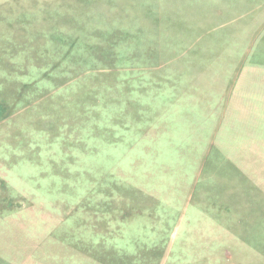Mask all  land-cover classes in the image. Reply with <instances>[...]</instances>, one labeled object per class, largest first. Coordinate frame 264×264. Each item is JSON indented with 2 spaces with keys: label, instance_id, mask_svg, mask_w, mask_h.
Returning <instances> with one entry per match:
<instances>
[{
  "label": "rangeland",
  "instance_id": "1",
  "mask_svg": "<svg viewBox=\"0 0 264 264\" xmlns=\"http://www.w3.org/2000/svg\"><path fill=\"white\" fill-rule=\"evenodd\" d=\"M0 264H264V0H0Z\"/></svg>",
  "mask_w": 264,
  "mask_h": 264
}]
</instances>
